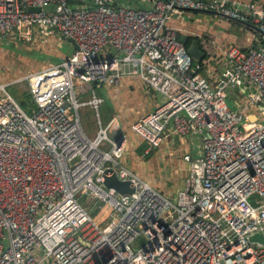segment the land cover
Instances as JSON below:
<instances>
[{
  "label": "built area",
  "instance_id": "1",
  "mask_svg": "<svg viewBox=\"0 0 264 264\" xmlns=\"http://www.w3.org/2000/svg\"><path fill=\"white\" fill-rule=\"evenodd\" d=\"M208 10L264 38V0H0V40L45 45L58 35L78 47L28 76L31 107L0 87V264H264V45L198 36L205 55L225 62L211 82L170 23ZM124 77L164 97L131 124L144 156L169 132L199 137L174 198L123 163L125 139L109 137L114 119L100 121L97 89ZM232 88L243 94L235 109ZM87 105L93 138L78 113ZM113 175L134 191L107 188ZM82 197L100 201L96 219Z\"/></svg>",
  "mask_w": 264,
  "mask_h": 264
},
{
  "label": "crops",
  "instance_id": "2",
  "mask_svg": "<svg viewBox=\"0 0 264 264\" xmlns=\"http://www.w3.org/2000/svg\"><path fill=\"white\" fill-rule=\"evenodd\" d=\"M170 23L179 27L181 31H183V32H179L180 37L183 35H186L191 38H197L199 43H200V39L198 38V36H202V35L203 36L205 35L215 36L219 43L235 42L241 47H250L253 45L258 46L260 43L262 44V41L264 40L263 35L256 28L241 24L237 21L229 20L226 17L222 15H218L216 13H209V12H204V11H188L182 15V18H178L177 16L173 15L170 19ZM62 46H63L62 42H60V44L58 45V50H60L59 48H61ZM201 48H202V45H201ZM52 57L56 59L58 58L60 60L63 59L62 56H56L54 54H52ZM42 59L46 60L47 58L45 56V58H42ZM51 63H56V62L52 61ZM224 68H225V62L223 58L220 59L219 57H216L212 59L208 57L207 55H205V58L203 59V69H204L203 74L211 82L216 81L217 77L223 72ZM142 83L144 84L145 88L142 85ZM115 87H118L115 89L116 91L123 90L124 92L128 91L127 93L132 92V91L138 92V93L133 94L135 98H137V95H140V94L142 96V99L145 97V100L150 98V96H153L154 103L151 106L149 105L150 103L148 105L142 104L143 106L142 109H138L139 108L138 102L137 104L136 103L135 104L124 103L125 105L121 106L124 108L123 113L120 114L121 116H117V117L112 116L108 120L106 125H108L114 119L109 130L119 119H122V120L125 119V125L127 126L132 124L133 122L138 120L140 117H142L144 114L148 113L149 111H151L152 109H154L155 107H157L164 101L163 96L161 97L157 96L160 93L154 91L149 85L142 82V80L139 77H124L121 80V82ZM110 90H112V88L110 89L98 88L97 93L103 96L105 92L108 93ZM229 92L235 93L234 103L237 104L235 101L239 100L240 97H242L240 96L239 90L237 88H232V90H230ZM109 97L111 98L110 95ZM114 103L118 107L116 102ZM138 113L139 114L142 113V114L138 116ZM99 116H100V113H99ZM132 120L133 122H131ZM100 121L102 123L101 118H100ZM128 130L129 132H120L116 139V141L125 139L124 154L127 152L128 156H130L131 158V164L130 165L127 164V167L131 169L132 172L138 175L141 179L143 178L147 179V178H150L151 176L144 174L141 162H143L144 164H149L151 167H153L154 170L159 171V175L157 177L159 176L167 177V180L165 182L166 189H168L169 183L173 185V189L171 190L174 191V195H169L164 192L162 193L168 198H174L178 191L183 190L185 188V182H184V187H182V181L180 180V178L177 177V179H179L178 181H172L169 178L170 174L167 173L168 166H169V155H171V157H173L174 159L180 157L182 161L181 164L183 165L181 174L183 175L184 173L183 170L186 171L185 166L187 169L186 171L187 173L188 167L185 164L184 160L182 159L185 154H191L193 156H199L201 154L202 150L200 147V142L198 140V137L194 134L186 136V137H179L178 135H175L174 133L169 132L163 138V141L159 148L152 150L148 155L144 156L145 149L147 148L148 143L144 141L136 133H134L132 130L130 129ZM84 133L86 134V132ZM108 135H109V132H108ZM87 136L88 137L90 136V138L93 137L91 135H87ZM195 146L198 148V149L195 148L197 152L196 154L193 153V148ZM180 155H182V157ZM148 157L150 158L148 160H145ZM152 159H155L154 164L150 162ZM163 165L164 167H161ZM185 181H186V178H185ZM173 182H175L176 184L179 183L178 190H174L175 185L173 184ZM168 191H170V189H168Z\"/></svg>",
  "mask_w": 264,
  "mask_h": 264
},
{
  "label": "rangeland",
  "instance_id": "3",
  "mask_svg": "<svg viewBox=\"0 0 264 264\" xmlns=\"http://www.w3.org/2000/svg\"><path fill=\"white\" fill-rule=\"evenodd\" d=\"M129 4L131 5L133 4V2H129ZM60 42H62L63 46L59 48L60 50H58V45L60 44ZM73 51H74L73 46L67 41L62 40V38L58 35L50 37L45 45H42L41 43L37 44V43L25 42L22 39L21 40L2 39L0 40V87L5 86L6 90L11 95L13 93L14 96L13 95L12 96L16 98L17 101H19L20 103L21 102L28 103L29 100L26 96V93H29L28 76L34 72H37L38 70L48 65L52 61L59 62V59L52 57V54L56 56H62L63 58H65L66 56L70 55ZM34 54L48 56L49 58H47L46 60L35 59ZM142 85L144 86L143 83ZM116 88L118 87L112 88V90H110L108 93L105 92L103 95L105 101L99 108L100 118L102 120L103 125H106L108 120L112 116H116V117L121 116L120 114L123 113V109H124L121 106L125 105L124 103L137 104L138 102L139 103L138 109H142L143 107L142 104L148 105L150 103L149 105L151 106L154 103L153 96H150V98L145 100V97L142 99V96L140 94L137 95V98H135L133 94L138 92L132 91L127 93L128 91L124 92L123 90L116 91L115 90ZM234 94H235L234 92H229L228 104L231 108L235 109L236 105L234 103V97H235ZM109 95L111 96L112 99L109 97ZM157 96L161 97L162 95L159 94ZM240 96L243 97V94L240 93ZM84 99H88V95H85ZM112 100L116 102L119 108L115 105V103ZM78 113L84 131L86 132L87 135H91L94 137L99 128L95 111L87 105V106H82L78 110ZM141 114L138 113V116ZM69 115L71 116V118H74L76 116L75 111L73 110L72 112H70ZM131 122H133V120ZM128 129L131 130V124L127 126L125 125V119L124 120L119 119L109 130V137L113 140H116L120 132H129ZM105 147L109 148L108 145ZM195 148L197 147L195 146L193 148V153L196 154L197 152ZM180 156L182 157V155ZM149 158L150 157L146 158L145 160H148ZM122 161L126 164V166L127 164L128 165L131 164V158L130 156H128L127 152L124 154ZM150 162L154 164L155 159H152ZM181 163L182 161L180 157L174 159L173 157H171V155H169V166L167 173L170 174L169 178L172 181H178L179 179H177V177L180 178V180L182 181V187H184L185 178L188 177V172L186 173L187 169L185 166L186 171L183 170L184 173L183 175L181 174L183 168V165ZM141 165L144 174L151 176L150 178L147 179L143 178L144 180L149 182L158 191L164 192L169 195H174V191L171 190L173 189V185L171 183H169V187H168L170 191L166 189L165 182L167 180V177L165 176L157 177L159 175V171L154 170L153 167H151L149 164H144L143 162H141ZM161 167H164V165ZM173 184L175 185L174 190H178L179 183L176 184L175 182H173ZM78 200L80 203H82L83 207L96 219V217L99 215V212L97 213V208L98 205L100 204V201L96 199H86L85 197L79 198ZM145 242H146V238L143 235H141L138 239H136V241L132 245L133 250L137 251L140 247H142L145 244Z\"/></svg>",
  "mask_w": 264,
  "mask_h": 264
},
{
  "label": "water",
  "instance_id": "4",
  "mask_svg": "<svg viewBox=\"0 0 264 264\" xmlns=\"http://www.w3.org/2000/svg\"><path fill=\"white\" fill-rule=\"evenodd\" d=\"M28 10L29 11H36V10L39 11L40 9L30 7ZM204 12L215 13V12L210 11V10L204 11ZM188 38L189 37L186 35H183L180 37V40L184 43L185 46L187 45ZM68 43H70L74 49L78 48L77 44L74 40L68 39ZM187 51L194 61H202L205 58V52L201 48V45L197 39H195L192 42V44L187 48ZM261 110L264 111V106H261ZM254 117H256V116H254ZM120 143H121V140L118 141V145ZM104 184L107 188H113L121 194L132 193L134 191L133 188L130 187L129 181H122V180L118 179L115 175H113L111 177L106 176ZM251 239L252 240L262 239V237L260 235H254L251 237Z\"/></svg>",
  "mask_w": 264,
  "mask_h": 264
},
{
  "label": "trees",
  "instance_id": "5",
  "mask_svg": "<svg viewBox=\"0 0 264 264\" xmlns=\"http://www.w3.org/2000/svg\"><path fill=\"white\" fill-rule=\"evenodd\" d=\"M195 39H197V38H191V37H189L188 38V41H187V45H186V47L188 48L191 44H192V42L195 40ZM260 45H264V40L262 41V44L260 43ZM33 53V52H32ZM34 58L35 59H42V58H45V56L44 55H40V54H34ZM46 58H49L48 56H46ZM59 61H60V59H59ZM203 61V60H202ZM202 61H199V62H202ZM57 63V62H56ZM12 95H13V93H12ZM14 96V95H13ZM26 96H27V98H28V103H24V102H21L20 104L23 106V107H31L33 104H32V99H31V96H30V94L29 93H26Z\"/></svg>",
  "mask_w": 264,
  "mask_h": 264
}]
</instances>
